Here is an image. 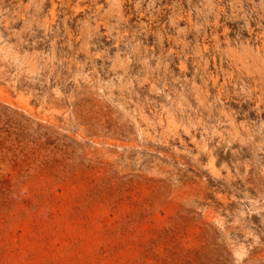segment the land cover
<instances>
[{
    "label": "rangeland",
    "instance_id": "obj_1",
    "mask_svg": "<svg viewBox=\"0 0 264 264\" xmlns=\"http://www.w3.org/2000/svg\"><path fill=\"white\" fill-rule=\"evenodd\" d=\"M0 264H264V0H0Z\"/></svg>",
    "mask_w": 264,
    "mask_h": 264
}]
</instances>
